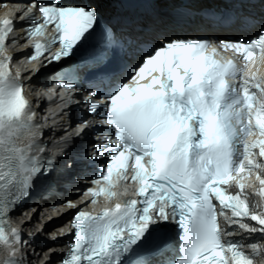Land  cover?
<instances>
[{"label": "snow or ice", "instance_id": "snow-or-ice-1", "mask_svg": "<svg viewBox=\"0 0 264 264\" xmlns=\"http://www.w3.org/2000/svg\"><path fill=\"white\" fill-rule=\"evenodd\" d=\"M159 6L158 0H32L17 17L30 23L17 29L13 19L0 21V264H23L17 257L28 243L8 226L10 212L34 192L55 193L63 180L44 155L37 113L23 96L20 73H11L13 57L5 54L9 34L17 30L35 40L25 58L41 61L37 71L75 55L90 38L104 63L134 55L105 92L85 95L88 110L108 131L91 158L82 154L73 163L85 170L101 166L90 182L103 187L88 189L92 203L100 194L111 199L121 181L138 185L137 199L96 215L77 211L60 264H255L264 256L258 242L225 239L236 230L218 220L230 212L229 228L238 225L264 239V212L247 202L243 185L237 181L241 191L235 194L222 188L243 172L264 169V79L250 67L254 56L264 54V15L204 16L209 4L178 0L162 19ZM190 25L209 31L255 27L258 35L211 42L182 34ZM47 31L54 35L46 37ZM219 50L234 58L215 59ZM58 86L77 90L62 80ZM74 102L69 97L65 106ZM86 126L81 121L79 127ZM250 136L259 139L249 142ZM21 141H27L23 147ZM66 206L75 207L70 200Z\"/></svg>", "mask_w": 264, "mask_h": 264}, {"label": "bare ground", "instance_id": "bare-ground-1", "mask_svg": "<svg viewBox=\"0 0 264 264\" xmlns=\"http://www.w3.org/2000/svg\"><path fill=\"white\" fill-rule=\"evenodd\" d=\"M69 218V216L67 217ZM37 222L36 217L33 219L32 224L31 223H26L25 226L26 227H31L34 228V224ZM36 226V225H35ZM42 241V237L41 236H37L36 238V247L38 248L39 252L42 253L41 257H39L40 259H43L42 256H44V254H47L48 251L46 248L43 247V243ZM52 242V241H51ZM61 241H58V243H60ZM38 259L36 257H34L32 260ZM58 256L57 255H53L50 259V261L47 264H53L54 262H57ZM30 261V260H29Z\"/></svg>", "mask_w": 264, "mask_h": 264}, {"label": "rangeland", "instance_id": "rangeland-1", "mask_svg": "<svg viewBox=\"0 0 264 264\" xmlns=\"http://www.w3.org/2000/svg\"><path fill=\"white\" fill-rule=\"evenodd\" d=\"M37 224V223H36ZM43 238V237H42ZM48 238V239H47ZM47 238H46V240H49V235L47 236ZM45 239V238H44ZM50 242V241H49ZM45 255V254H44ZM42 257H44V256H42Z\"/></svg>", "mask_w": 264, "mask_h": 264}]
</instances>
